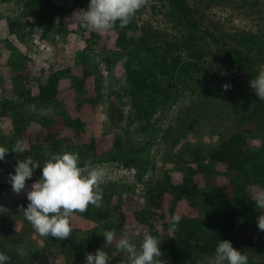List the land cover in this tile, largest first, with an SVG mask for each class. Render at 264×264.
Here are the masks:
<instances>
[{
  "label": "trees",
  "instance_id": "obj_1",
  "mask_svg": "<svg viewBox=\"0 0 264 264\" xmlns=\"http://www.w3.org/2000/svg\"><path fill=\"white\" fill-rule=\"evenodd\" d=\"M71 1V9L81 10L87 9L90 2ZM152 1L165 9L163 15L170 31L150 23L139 26L137 11L127 26L120 27L117 22L111 29L116 33L114 48L100 58L111 86L121 83L114 75L116 66L121 65L124 83L109 95L114 94L128 108L125 127L117 125L110 112L108 124L115 130L114 138L111 150L102 153L93 140L75 141L86 132V123L73 117L59 97L61 81L69 80L78 106H99L104 102L107 79L100 62L95 60L98 55L92 54L100 39L98 34L91 32L85 48L76 53L74 64L82 67L81 75L71 73L70 67H62L47 74L41 69L37 76L35 62L12 41H3L9 52V86L4 87L1 75L0 147L10 151L0 161V175L12 174L11 159L17 162L30 156L41 166L33 171L38 180L52 154L67 151L79 153L81 167L115 164L134 174L136 183L145 184L144 191L137 195L141 199L139 207L132 214L141 228L135 235L126 229L120 213L123 194L134 188L129 189L120 181L100 184L101 206H89L85 213H76L93 226H72V235L64 240L35 233L22 211L27 207V198L6 206L0 224V252L9 256L8 264H58L59 257L65 264H86V254L100 249L108 253V264L129 262L126 253L104 244V231L127 235L137 247L144 235H153L160 241L164 264H210L223 240L245 254L248 264H264V232L257 227L264 209L256 206L257 198L264 195V102L249 83L243 82L254 79L264 66V0H148ZM0 2H13L22 10L7 21L8 32L22 43L37 34L43 40L65 41L73 33L67 27L66 8L54 0ZM227 4L251 9L249 13L261 20L258 28L230 32L224 25L209 20L208 10ZM151 7L156 10L158 5ZM223 70L229 73L225 79L220 78ZM88 78H94V97L87 95ZM200 78H211L213 83L198 87ZM225 84L231 86L227 91L222 87ZM196 89L189 108H182L183 101ZM180 104L181 112L175 120V127L180 130L167 143L172 152L164 155L165 162L182 173L181 182L175 183L169 171L154 177L151 150L166 119ZM3 121L9 123L10 131L4 130ZM36 126L42 130L41 138L28 143L23 153L11 152ZM222 126L226 131L217 134L212 142L199 140L190 142L186 150L178 148L192 132H198L200 139L205 135L209 139ZM72 132L73 138L68 137ZM254 140L258 146L251 145ZM9 187L10 182L0 181V195ZM165 195L171 196L170 217L160 213ZM181 202L194 207L196 215L178 217L176 230L172 231L173 214ZM17 222H21V228L13 230Z\"/></svg>",
  "mask_w": 264,
  "mask_h": 264
},
{
  "label": "rangeland",
  "instance_id": "obj_2",
  "mask_svg": "<svg viewBox=\"0 0 264 264\" xmlns=\"http://www.w3.org/2000/svg\"><path fill=\"white\" fill-rule=\"evenodd\" d=\"M54 2L66 8V17H67V27L69 30L73 31L65 41L61 40H43L39 37V34L35 35L32 40H27L25 43H22L16 39L14 35H11L8 32V18H16L22 10L17 6L15 3H2L0 2V77L1 75L4 76L5 83L4 87L9 86L8 79V67L6 65L9 52L4 47V40L8 39L17 46L20 51L30 57L36 64V68L34 70L37 73V76L40 75L41 69H44L46 74L50 70H56L59 68H68L70 67L71 73L73 74H82V67H78L74 64L76 53L83 50L86 46V38H89L91 35L90 33L93 32L94 34H98L100 37L98 44L95 45V52L92 53L93 55H98L95 60L99 63V67L104 70V66L101 62V56L111 49L114 48L115 40H116V33L113 30L107 31H94L89 28L84 27L78 21L74 20L73 13L81 10V9H71L72 1L71 0H54ZM151 4H157L158 8L156 10L152 9ZM248 7H244L241 5H217L214 8L208 10L206 12L210 21L215 22L217 25H224L225 29L230 32L234 31H245V30H255L261 23V20L257 19V15L255 13H249ZM165 9L157 2H147V4L137 12L138 16V24L139 26L144 23H150L155 27H159L161 30H169L167 27L168 23L165 21L164 13ZM84 28V29H81ZM78 31H82V34ZM170 31V30H169ZM218 69L215 68V71ZM104 77L107 79L106 85H108V89L105 92L104 102L101 103L99 106H92L89 103H85L82 106L77 105V96L74 94L72 88L70 87L69 80H63L59 86V97L60 100L63 101L66 108L69 110L73 117H80L86 123V132L81 134L79 138L75 141L79 143H89L90 141H94L98 152L102 153L112 148V142L114 138L115 130L108 124V117L110 112L114 114L116 117L117 125L120 127L126 126V115L128 108H124L116 99L114 94L109 95L111 90L119 89L121 83H124V73L122 70L121 65H117L116 69L114 70V75L117 80L121 83L114 82L111 86L108 82V76L106 71L104 70L103 73ZM229 73L226 70H223L220 74L221 79H225L228 77ZM243 77V76H242ZM94 78H88L86 81V90L88 97L95 96V89H94ZM245 84L249 83L246 79L243 81ZM209 83H213V79L211 78H200L198 79V87L201 85H206ZM111 87V88H110ZM202 87V86H201ZM7 88V87H6ZM199 89V88H198ZM191 91L188 98L183 101L182 108H189L190 103L192 100L195 99V95L198 91ZM2 94L0 88V95ZM180 105L175 107L174 111H172L169 117L166 119L164 125L162 126V132L159 134V138L157 140L156 145L151 150L152 155L154 156V165H155V174L154 177L161 176L165 173V171H169L172 174L173 180L175 183L181 182L182 173L174 171V165L170 162H165V154L167 152H172L168 148V141L172 140L175 136L178 128L175 127V120L178 116L177 114L180 113ZM2 127L6 132L10 131V125L8 122L3 121ZM225 127L222 126L220 129H215L216 132L213 134V138H206V135L203 139H200V134L198 132H192L187 139L181 140L178 148L181 150H186L189 146L190 142H198L199 140L206 141L207 143L212 142L215 138H217V134L220 132H224ZM41 129L36 126L33 127L31 131L28 132L25 139L21 141V146L25 149L28 143L36 142L38 137L41 138ZM176 131V132H175ZM64 134V133H63ZM74 133H68V137L73 138ZM42 140V139H41ZM43 143V141H42ZM252 146H258L259 142L254 140L252 141ZM16 160L11 159L10 161V169L12 174H15L14 169L16 166ZM100 166L103 171L105 172V179L101 182L108 183L114 181H120V183H124L128 185L129 189H133V191H128L127 193L123 194V202L121 204V217L125 222V227L129 230L132 234H137L140 232L141 228L133 219V211L139 207L141 199L137 197L140 195L141 192L145 189L144 183H136V176L132 173L125 172L122 168H119L115 164H98L93 165L90 167ZM9 172H4L0 175L1 182H9ZM200 178H198L199 180ZM34 175L31 179L26 181V189L22 191L19 195L12 191V188L9 187L7 191L3 192L0 195V224L2 219L4 218V210L13 205L14 203H20L21 201L27 198L26 191L30 190L31 185L35 182ZM221 184V182H217ZM136 186H133L135 185ZM170 200L171 196L165 195L163 196V206L160 210V213L165 214L167 217L171 216L170 213ZM113 202L117 203V197H113ZM7 206V208H6ZM5 208V209H4ZM175 217H180L182 215H188L190 217L196 215V209L186 202H181L177 206L176 210L173 214ZM71 225L75 228L79 229H88L93 226L92 223L89 221L81 218L78 215H73L71 218ZM21 228V222L15 223L13 226V230H19ZM124 236L116 235L117 238ZM115 247L114 245H112ZM60 260L58 264H65L63 259L59 257ZM48 259V257L46 258ZM51 258L49 257V260ZM119 264H129V262H121Z\"/></svg>",
  "mask_w": 264,
  "mask_h": 264
},
{
  "label": "clouds",
  "instance_id": "obj_3",
  "mask_svg": "<svg viewBox=\"0 0 264 264\" xmlns=\"http://www.w3.org/2000/svg\"><path fill=\"white\" fill-rule=\"evenodd\" d=\"M148 0H90L87 9L73 13L74 20L94 31H107L119 22L120 27L127 26L136 12L147 4ZM225 91L230 85L222 86ZM249 87L260 101L264 102V66L257 76L251 79ZM9 149L0 147V161L5 160ZM23 153L20 142L11 150ZM80 165L79 153L63 152L52 154L42 167V175L26 191L28 204L23 209L24 218L36 234L41 237H53L64 240L72 235L70 218L76 213H85L89 206L100 207L103 191L101 182L105 172L100 166ZM41 168L39 163L29 156L18 160L15 174H9L12 191L19 195L26 189V181L33 176L34 169ZM256 206L264 209V195L256 200ZM178 217L173 218L172 231L176 230ZM257 227L264 232V214L258 217ZM104 244L114 245L116 251L127 254L129 264H164L160 258V241L151 234L143 237L137 247L127 235L116 237L113 231H104ZM23 253H21L22 255ZM9 256L0 252V264H8ZM109 255L102 249L95 254H86V264H108ZM210 264H248L245 254L236 250L228 240L219 241Z\"/></svg>",
  "mask_w": 264,
  "mask_h": 264
}]
</instances>
